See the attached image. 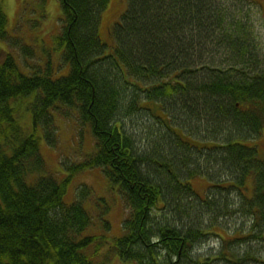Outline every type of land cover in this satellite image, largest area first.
Here are the masks:
<instances>
[{
	"label": "trees",
	"instance_id": "1",
	"mask_svg": "<svg viewBox=\"0 0 264 264\" xmlns=\"http://www.w3.org/2000/svg\"><path fill=\"white\" fill-rule=\"evenodd\" d=\"M109 1L59 0L65 76L50 66L24 73L0 49V264H102L94 257L108 240L133 264H264V159L243 142L264 125V46L238 20V1L126 0L105 53L99 23ZM5 26L0 5V37ZM31 93L33 126L48 144L54 111L73 108L90 125L96 150L72 168L97 167L117 183L121 235L86 233L89 189L64 202L70 173L46 170L39 137L23 131L11 104ZM166 107L197 132L165 126L167 138L149 150L123 129V117ZM202 161L223 172L207 174L204 197L191 183ZM215 228L228 235H218L219 249L192 252Z\"/></svg>",
	"mask_w": 264,
	"mask_h": 264
},
{
	"label": "rangeland",
	"instance_id": "2",
	"mask_svg": "<svg viewBox=\"0 0 264 264\" xmlns=\"http://www.w3.org/2000/svg\"><path fill=\"white\" fill-rule=\"evenodd\" d=\"M237 1L238 7L242 10L238 20L242 17L244 27L248 29L247 31H252L251 38L254 45L264 46V0ZM0 5L6 15V35L0 37V49L13 56L19 70L29 73L50 66L54 76H65L69 72L70 65L65 59L63 60L65 45L58 39L63 26L59 0H0ZM125 9L126 0H110L101 13L99 33L102 41L106 43L105 53L114 49L113 27ZM108 45H110L109 49ZM259 69L264 70V63L257 70ZM34 96V93H31L27 96L13 98L11 104L23 131L26 134L34 132L39 137L40 152L45 160L46 170L60 178H66L70 173L64 202L71 203L80 197L81 190L89 189V192L82 194L84 198L82 204L92 219L86 233L97 236L108 232L107 234L111 237L121 235L122 221L127 210L118 192L117 183L109 182L102 170L97 167L85 170L72 168L96 150L90 125L80 122L79 113L73 108H70L67 113L60 110L54 111L51 128L53 127L56 138L53 145L48 144L41 125H37L35 129L33 126ZM143 112L130 118L123 117V129L127 134H132L143 148L147 145L149 150H152L153 143L161 138H167L165 126H179L180 131L185 134L188 131L197 132L195 128L197 124L194 121L185 120L175 109L170 111L166 107L162 111L157 108L152 112ZM192 138L199 139L195 134ZM245 141H243L244 144H255L260 157L264 159V125L255 137L245 138ZM209 164L202 161L201 164L192 166L195 171L199 172L191 179L192 187L201 197L205 196L209 185L207 174L213 176L214 180L218 179L220 174L223 175L219 167H215L213 163ZM208 167L214 168L209 171ZM74 170L80 171L75 172ZM232 195L234 196V193ZM104 220L110 223L109 229L105 226L100 227ZM230 221L227 228L232 229L236 225L235 219ZM212 231L213 233L209 234L204 242L197 244L192 252L205 255L219 249L221 245L219 236L227 237L228 235L221 228H215ZM110 245L111 241L108 240L98 257H94L96 262L133 264L132 261L123 260L115 251L110 250ZM88 253L91 254V250ZM258 254L262 255L263 252L260 251Z\"/></svg>",
	"mask_w": 264,
	"mask_h": 264
}]
</instances>
